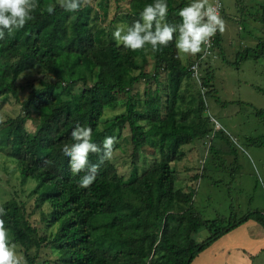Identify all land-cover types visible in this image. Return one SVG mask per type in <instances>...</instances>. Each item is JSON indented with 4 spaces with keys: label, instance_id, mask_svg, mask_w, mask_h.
Here are the masks:
<instances>
[{
    "label": "trees",
    "instance_id": "16d2710c",
    "mask_svg": "<svg viewBox=\"0 0 264 264\" xmlns=\"http://www.w3.org/2000/svg\"><path fill=\"white\" fill-rule=\"evenodd\" d=\"M154 2L130 0L123 18L126 25L140 20L144 7ZM189 2L167 0V22L181 24L179 10ZM38 3L34 21L11 34L5 30V38L0 40V98L12 95L20 100L19 91L25 87L17 81L35 67L50 80H41L38 86L30 84L24 114L9 117L0 125V153L17 162L24 180H37V206L50 204L43 221L55 230L41 240L58 253L56 262L191 264L246 221L253 219L264 225L261 210H249L240 217L233 212L229 218L203 219L194 208L196 189L176 187L172 164L185 155L183 147L213 131L212 120L206 114L208 121L203 119L204 97L213 91L212 71L200 80V87L207 89L206 96L198 89L199 97L191 94L187 105L183 93V85L194 78L191 65L201 53L185 62L175 39L157 52L151 51L150 45L147 52L132 51L114 40L104 42L105 30H93L92 6L70 13L55 0ZM49 5H55L51 15L46 11ZM221 40L218 32L215 44L219 48ZM252 52L257 58L262 56L264 43L245 49L240 57L248 58ZM150 53L155 57L152 73L145 66ZM131 69L139 73L132 75ZM142 79L157 86L153 91L146 88L144 100L133 94L135 82ZM120 105H125L120 115L107 123L102 121L106 108ZM255 111L264 123V109ZM28 120L35 124L34 130H28ZM77 124L91 127L92 142L101 147L106 137H116L115 151L128 128L133 156L148 146L159 150L161 158L149 166L133 161L127 177L113 160L106 161L91 187L80 188L83 173L74 175L69 157L62 152L65 144L74 143L71 132ZM260 137V144H264V135ZM151 154L155 156V151ZM89 159L96 164L99 155L91 154ZM2 205L7 210L6 225L35 230L16 199ZM203 226L210 235L198 241L194 234ZM24 256L33 264L38 253L32 255L26 248Z\"/></svg>",
    "mask_w": 264,
    "mask_h": 264
},
{
    "label": "rangeland",
    "instance_id": "374dc122",
    "mask_svg": "<svg viewBox=\"0 0 264 264\" xmlns=\"http://www.w3.org/2000/svg\"><path fill=\"white\" fill-rule=\"evenodd\" d=\"M222 1L224 11L222 10L221 17L226 23V30L222 34L221 47L215 44L213 53L200 59V79L193 75L195 79L183 85V93L187 97L185 103L189 105L191 94L196 93L199 97L200 90L206 96L207 89L200 87V80L212 71L213 91L204 97L206 110L203 111V119L208 121V116L212 120L213 131L185 145V155L172 164L175 169L176 187L185 191L196 189L194 208L203 219L229 218L233 212L240 217L249 210L264 212V144H260L263 140L260 136L264 135V123L255 111L257 108L264 109V52L258 58L253 52L248 58L240 57V52L245 49L257 48L259 44L264 43V7L261 6L264 0ZM129 4L130 0H92L91 26L94 31L105 30L104 42L114 40L112 33L117 26L125 30L128 28L123 18L129 10ZM198 55H185L182 59L188 62L195 60ZM147 58L146 71L152 73L155 68L154 54L150 53ZM131 70L132 75L139 73V70ZM41 80L50 79L39 67L20 75L17 83L25 87L19 91L20 100L17 101L12 95L5 100L0 98V114L4 115L6 120L23 115V105L30 84L38 86ZM147 87L153 91L157 86L153 82L138 80L133 87V94L144 100ZM124 110L125 105L108 107L102 121L107 123ZM27 127L28 130H34L35 124L32 120L27 121ZM129 138L127 128L123 131L120 148L114 151L113 156L119 172L126 177L133 169V161L149 166L155 159L161 158L159 150L148 146L133 156ZM154 151L155 156L151 154ZM37 184V180L33 178L24 180L17 162L5 152L0 153V205L16 199L25 209L30 224L36 230L34 232L35 230L28 231L11 224L6 225L10 239L16 243L19 254L24 256L26 248L32 255L38 253L33 264H59L56 262L58 253L46 241L41 240L42 236H48L55 227L50 229L43 221V214L48 213L51 206L49 203L37 206L38 195L34 192ZM252 224L257 230L264 228L249 220L235 232L221 238L222 241L229 242L234 235L248 240L247 244L238 246V250L234 248V244L217 245L220 239L201 252L191 264H250L246 258L238 257L240 253L251 259V264H264V246L259 242L264 235L261 231L252 229ZM208 235L209 230L203 226L194 234V238L202 241ZM250 242L254 243V250L259 247L260 250L252 251Z\"/></svg>",
    "mask_w": 264,
    "mask_h": 264
},
{
    "label": "clouds",
    "instance_id": "9594fccd",
    "mask_svg": "<svg viewBox=\"0 0 264 264\" xmlns=\"http://www.w3.org/2000/svg\"><path fill=\"white\" fill-rule=\"evenodd\" d=\"M59 7L66 12L75 13L92 4V0H57ZM39 7L38 0H0V40L5 38V30L11 34L14 30L25 27L35 20L34 12ZM48 14L55 11V5H49ZM169 6L167 0H155L148 4L140 13L137 20L126 30L117 26L112 33L118 44L132 51L157 52L161 47H167L175 39V47L183 56H196L205 51L204 45L210 47L211 38L226 30V23L221 17L216 5L211 0H192L190 4L179 10L182 23L169 24L167 16ZM178 33V35H177ZM6 123L4 115L0 114V125ZM93 130L91 127H82L79 124L72 130L73 144H65L62 152L69 157V166L72 173L83 175L78 186L90 188L97 179L100 165L113 160L115 144L118 140L108 136L101 145L92 142ZM91 154L99 155V162L90 161ZM7 210L0 205V264H27L26 259L17 251V245L9 237L6 227Z\"/></svg>",
    "mask_w": 264,
    "mask_h": 264
},
{
    "label": "crops",
    "instance_id": "0c3cea01",
    "mask_svg": "<svg viewBox=\"0 0 264 264\" xmlns=\"http://www.w3.org/2000/svg\"><path fill=\"white\" fill-rule=\"evenodd\" d=\"M212 1V0H211ZM191 2H189L188 4H190ZM223 11H224V8H223ZM223 11H222V14H223ZM222 14H220V15H222ZM245 14V13H244ZM243 14V15H244ZM219 32V31H218ZM221 34V33H220ZM221 37H222V34H221ZM222 41H223V37H222V40H221V43H222ZM199 54V53H198ZM253 223H255V225H260L261 227H264V225L263 224H261V223H259V222H257V221H255V220H253V219H250ZM247 222V221H246ZM245 222V223H246ZM248 222H249V220H248ZM244 224V223H243ZM242 224V225H243ZM241 226V225H240ZM240 226H238V227H240ZM237 227V228H238ZM251 227H252V229H254L255 231L257 230L256 228L257 227H255L253 224L251 225ZM237 228H235V229H233L232 231H230L229 233H227V234H230V233H232V232H235V230L237 229ZM262 232V235H264V228H260V230H257V232ZM254 234V233H253ZM255 234H256V232H255ZM226 235V234H225ZM225 235H223L222 237H224ZM221 237V238H222ZM234 235L233 236H231V239L229 240V242H228V240H224V238H223V240L224 241H222V239L220 240V239H218V240H220V241H216L218 244L217 245H220V246H228L229 244H230V246L232 245V244H234L235 246H234V248H236L237 250L240 248V247H238V246H243V244H247L248 243V240H245V238H237V237H235V239L236 240H234ZM259 242H262V244H263V246H264V236H263V239H260V241ZM214 244V243H213ZM212 244V245H213ZM250 244V246H251V250L252 251H254V252H256V251H259L260 249V247L259 248H256L255 250L253 249V246H254V243H249ZM211 245V246H212ZM262 248V247H261ZM246 253V252H245ZM240 256H238L240 259H247V263L248 262H250V264L252 263V261H250L251 259H249L248 257H246L245 255H243V254H239ZM245 264V263H244Z\"/></svg>",
    "mask_w": 264,
    "mask_h": 264
},
{
    "label": "built area",
    "instance_id": "2783aa9c",
    "mask_svg": "<svg viewBox=\"0 0 264 264\" xmlns=\"http://www.w3.org/2000/svg\"><path fill=\"white\" fill-rule=\"evenodd\" d=\"M211 2H212L214 5L217 6V8H218V10H219V12H220V14H221V13H222V10H223V8H224V3H223V1H222V0H212ZM215 37H216V35H215L214 37L211 38V41H210V47H209L208 45H204V46H203V47L205 48V51L202 53L200 59L206 57L207 55L209 56V55H211V54L213 53V49H214V45H215ZM200 59L197 60V61L191 66V70L193 71V75H194L195 77H197V78L199 77V79H200V74H199V62H200ZM198 75H199V76H198Z\"/></svg>",
    "mask_w": 264,
    "mask_h": 264
}]
</instances>
